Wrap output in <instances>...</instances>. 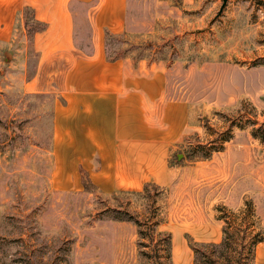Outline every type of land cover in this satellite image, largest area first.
<instances>
[{
    "label": "rangeland",
    "instance_id": "374dc122",
    "mask_svg": "<svg viewBox=\"0 0 264 264\" xmlns=\"http://www.w3.org/2000/svg\"><path fill=\"white\" fill-rule=\"evenodd\" d=\"M72 8L76 45L86 50L88 3ZM26 15L32 23L31 11L20 10L10 39H0V264H156L154 245L128 220L146 233L149 218L164 219L172 264H193L188 236L221 241L219 215L236 229L247 200L252 226L235 233L216 264H264V242L252 263L249 253L264 229V141L254 136L264 133V0H128L125 31L107 37L106 54L161 63L169 95L190 106L193 130L174 147L170 186L116 193L82 179L79 188L57 184L56 93L22 86L38 58ZM220 136H231L222 152L188 158Z\"/></svg>",
    "mask_w": 264,
    "mask_h": 264
},
{
    "label": "crops",
    "instance_id": "0c3cea01",
    "mask_svg": "<svg viewBox=\"0 0 264 264\" xmlns=\"http://www.w3.org/2000/svg\"><path fill=\"white\" fill-rule=\"evenodd\" d=\"M76 2L88 3L86 50L76 45ZM26 6L46 28L32 35L36 71L22 86L56 93L57 184L81 187L83 169L103 193L170 186L171 155L192 132L193 117L186 101L169 95L161 63L107 58L106 32L124 33L128 0H0V39H10L18 11Z\"/></svg>",
    "mask_w": 264,
    "mask_h": 264
},
{
    "label": "trees",
    "instance_id": "16d2710c",
    "mask_svg": "<svg viewBox=\"0 0 264 264\" xmlns=\"http://www.w3.org/2000/svg\"><path fill=\"white\" fill-rule=\"evenodd\" d=\"M24 15L27 13V11H31L32 14V20L33 22L30 23V21L27 18V15L25 17V28L28 30V32L32 33V35L39 30H44L46 28V23L41 22L35 18L34 10L30 7L26 6L23 9ZM108 36H116L112 34L111 32H106V41ZM125 56V55H124ZM123 55H115V56H107L108 59L114 60L117 58L124 57ZM264 127V126H263ZM254 136L257 137L260 140L264 141V133L262 135L257 134V129L254 130ZM231 139V136L227 137H218L213 138L208 144H197L193 150H190L188 152V158L198 159V160H208L212 157V155L215 152H220L225 149V144ZM82 180L84 182V186H89L91 182L88 174L83 169L81 170ZM154 186L158 187L154 184H146L143 188V191H147L149 187ZM160 188V187H158ZM224 210L225 206H222ZM243 216L240 220L237 219V223L239 224L236 229H233V223H236L235 221L231 224L228 223L225 215H219V219L224 221L223 225V237L222 240L219 242H195L193 239L188 236V241L193 249L194 252V259L193 264H216L217 258H220V256L224 255V252H226V249L229 246V242L231 238H234L236 235L235 233L240 230L242 226H246V229L250 228L252 226V221H249L247 218L250 216L253 217V208H252V202L247 200L245 202V207L242 210ZM120 218V217H119ZM122 219V218H121ZM134 221L139 229V235L140 238H146L149 240L150 244L154 245V252L152 254V258L154 259L156 264H172V235L170 232L167 231H160L159 227L164 222L163 218H160L156 221H153L151 218L146 220L145 224L147 227V232L144 233L143 230H141V222L138 219H128ZM254 224V223H253ZM231 226L232 231L230 229ZM264 242V229H259L252 238L251 247L249 248L250 253V260L251 263L255 259V251L256 246ZM145 244V243H144ZM149 245V243L147 244ZM157 245L159 246V249L157 248ZM158 250L162 252L160 255ZM162 258L165 260V262L162 261Z\"/></svg>",
    "mask_w": 264,
    "mask_h": 264
},
{
    "label": "bare ground",
    "instance_id": "6f19581e",
    "mask_svg": "<svg viewBox=\"0 0 264 264\" xmlns=\"http://www.w3.org/2000/svg\"><path fill=\"white\" fill-rule=\"evenodd\" d=\"M175 237H176V239H177V237H178V235L177 234H175ZM179 238V237H178ZM179 244V243H178ZM176 253H177V248H176V251H175ZM261 252V250L259 251V253ZM189 254V253H188ZM178 255V254H177ZM177 257V256H176Z\"/></svg>",
    "mask_w": 264,
    "mask_h": 264
},
{
    "label": "water",
    "instance_id": "95a60500",
    "mask_svg": "<svg viewBox=\"0 0 264 264\" xmlns=\"http://www.w3.org/2000/svg\"><path fill=\"white\" fill-rule=\"evenodd\" d=\"M226 1V0H225ZM182 155L181 154H179V157H181Z\"/></svg>",
    "mask_w": 264,
    "mask_h": 264
}]
</instances>
